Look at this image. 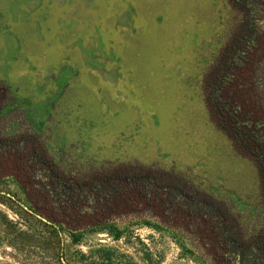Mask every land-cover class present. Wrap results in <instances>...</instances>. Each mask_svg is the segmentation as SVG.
<instances>
[{
  "label": "rangeland",
  "instance_id": "1",
  "mask_svg": "<svg viewBox=\"0 0 264 264\" xmlns=\"http://www.w3.org/2000/svg\"><path fill=\"white\" fill-rule=\"evenodd\" d=\"M255 2L236 49L245 15L230 0H0V264H81L99 247L144 264L140 242L158 264H231L215 234L229 225L247 240L264 192L212 104L264 149ZM138 175L144 195L124 183Z\"/></svg>",
  "mask_w": 264,
  "mask_h": 264
},
{
  "label": "trees",
  "instance_id": "2",
  "mask_svg": "<svg viewBox=\"0 0 264 264\" xmlns=\"http://www.w3.org/2000/svg\"><path fill=\"white\" fill-rule=\"evenodd\" d=\"M230 3L233 8H238L241 12H244L245 15V18H243L240 25L237 27L238 30L236 31V39H234V46L237 49L240 47V45H244V43L246 42V32L248 31V29H254V25L249 24L248 22L249 15L247 17V14H249L248 8H250L251 11L255 10L254 6H256V2L255 0H230ZM212 109L214 115H216V118L224 121L227 124L228 134L233 138L234 143H236L238 148L242 149L248 156L256 159L258 164L257 171L260 176L262 191L264 192V155H262L264 154V149L261 148V144L257 143L255 136H253V133L247 130L246 127H239V123L236 120L235 116H231V114H228L225 111L219 109L218 106L214 104H212ZM146 179L147 177L145 175H138L136 178H132L131 181H126L124 183L132 190H134V192L141 193L144 195L142 182H145ZM57 184L59 185L61 192L58 194V196L62 198L67 197L72 199L71 195L73 193V190L71 186L67 184V182L64 180L58 181L56 185ZM101 184L104 190L110 189L108 195L114 197V203H117V199H119V197L116 198L115 196L119 194L118 190L120 189L114 187L110 179L102 181ZM172 196V192H170L168 196L167 194H165L167 202ZM191 208L190 211L193 212V214H200L198 210H194L196 208ZM207 212L212 213L215 217H217L216 212H214L212 208H208ZM223 220L225 221L224 218ZM144 225L158 232L163 231V229L156 224H150L148 222H145ZM59 229L64 230L61 226H59ZM95 231H105L109 235H111L113 240L120 239L124 232L118 230L115 226L111 224H103L98 227ZM67 233L70 237L72 244L78 245L81 243L82 236L75 235L72 232ZM217 234L218 236H221V242H216L215 239L213 246L216 248L219 247L220 249L223 247V245L230 247V260L228 261L231 264H264V225L249 230L247 234L249 238H247V240H244L242 238V235L238 232L237 229L235 230V228L233 229L229 225H221L220 232L216 233L215 235ZM140 244V251L142 252V262L144 264H158L160 258L158 257L153 260V254L149 252L148 249H146V246L144 244H142L141 242ZM79 258L81 264H138L132 259V257L109 247H99L94 250H90L88 255L82 254ZM216 263L219 264L221 263V261L216 260ZM202 264L210 263L203 260Z\"/></svg>",
  "mask_w": 264,
  "mask_h": 264
}]
</instances>
